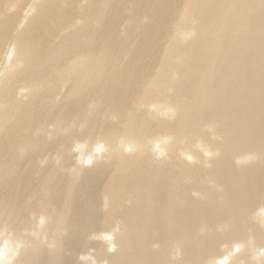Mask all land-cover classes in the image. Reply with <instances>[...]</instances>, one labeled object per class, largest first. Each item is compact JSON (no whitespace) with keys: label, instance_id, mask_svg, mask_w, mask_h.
Segmentation results:
<instances>
[{"label":"bare ground","instance_id":"bare-ground-1","mask_svg":"<svg viewBox=\"0 0 264 264\" xmlns=\"http://www.w3.org/2000/svg\"><path fill=\"white\" fill-rule=\"evenodd\" d=\"M98 140L108 152L78 165L74 143ZM261 209L264 0H0L14 264H208L237 244L231 264H264ZM117 221L114 252L89 239Z\"/></svg>","mask_w":264,"mask_h":264},{"label":"clouds","instance_id":"clouds-1","mask_svg":"<svg viewBox=\"0 0 264 264\" xmlns=\"http://www.w3.org/2000/svg\"><path fill=\"white\" fill-rule=\"evenodd\" d=\"M158 105H150V111H158ZM173 113V110L170 108H165L163 111H159L158 114L161 116H170ZM172 137H160L151 142L152 151L156 154L158 158L164 157L167 155L168 147L172 143ZM197 148L205 152V155H211L210 151L206 149L202 143H197ZM123 149L125 151L134 150V145L123 144ZM108 145L102 140H98L89 147L88 141H77L72 147V152L76 154L77 164L82 167H90L97 160L102 159L105 153L108 152ZM189 160H192L188 154H184ZM245 162L238 160V163ZM259 216L264 218V209H261L258 213ZM36 227L42 228L47 222V218L40 216L35 218ZM264 222V221H262ZM120 232V222L117 221L110 230L102 231L99 233H93L89 239L90 240H100L107 245L108 252H114L117 248L116 237ZM13 233L9 232L6 226H0V264H14L15 256L18 254L19 250L24 246L22 241L14 240ZM227 248V246H223ZM242 245L237 244L233 246V250L226 252L223 257L214 258L208 261V264H231L232 257L242 249ZM264 254V250L262 253ZM82 260L89 261L90 264H108L107 260L98 261L92 256H82Z\"/></svg>","mask_w":264,"mask_h":264}]
</instances>
